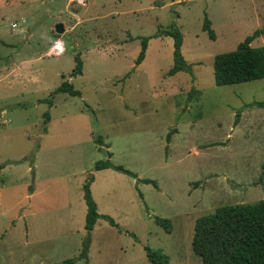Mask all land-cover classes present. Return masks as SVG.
Segmentation results:
<instances>
[{
  "label": "rangeland",
  "instance_id": "374dc122",
  "mask_svg": "<svg viewBox=\"0 0 264 264\" xmlns=\"http://www.w3.org/2000/svg\"><path fill=\"white\" fill-rule=\"evenodd\" d=\"M172 24L190 69L167 75L173 39L154 34ZM263 24L264 0H0V264H151L145 246L170 264H201L196 217L264 199V107L254 105L264 78L217 85L213 76L214 56ZM55 37L61 55L49 52ZM142 37L147 54L135 65ZM76 54L83 68L72 78ZM63 80L81 95H51ZM108 152L137 177L94 170ZM90 174L97 212L114 223L98 218L87 232Z\"/></svg>",
  "mask_w": 264,
  "mask_h": 264
},
{
  "label": "trees",
  "instance_id": "16d2710c",
  "mask_svg": "<svg viewBox=\"0 0 264 264\" xmlns=\"http://www.w3.org/2000/svg\"><path fill=\"white\" fill-rule=\"evenodd\" d=\"M203 29L210 39H215V33L207 18L204 19ZM263 34L264 24L239 42L234 50L214 56L213 76L217 85L236 84L264 78V45L258 47L250 45L252 40ZM161 35L170 36L173 39V63L167 71V75H174L178 71H189L190 65L182 53L183 35L178 26L172 24L168 28H158L154 37ZM148 39L149 37L141 38L140 51L134 59L135 65L140 64L145 58ZM74 61L75 64L70 76L81 75L83 62L79 54L74 56ZM191 91L193 92V90ZM56 93H67L71 96L81 95L80 90L76 89L68 80H63L50 92L51 95ZM47 102L51 106L52 100L48 99ZM254 105L264 107V101L255 102ZM44 116L43 130L46 131L49 113L45 112ZM96 141L103 144L101 136H98ZM107 154V159L95 163L94 170L112 168L137 177L122 166L114 165L109 158L111 153L108 152ZM137 179L156 186V182L151 179ZM93 180L94 175L90 174L83 185V199L86 204L84 228L87 232L94 228L98 218H104L111 224L114 223L109 216L97 212V205L92 198L89 187ZM155 222L165 230L170 231L172 229L171 220L168 218L155 217ZM89 242L88 237L83 240L80 257L87 256ZM191 249L201 259V264H264V199L253 204L219 206L212 212L196 217ZM144 250L151 264H170L169 257L162 249L145 246ZM74 260V258L66 259L63 264L71 263Z\"/></svg>",
  "mask_w": 264,
  "mask_h": 264
},
{
  "label": "built area",
  "instance_id": "2783aa9c",
  "mask_svg": "<svg viewBox=\"0 0 264 264\" xmlns=\"http://www.w3.org/2000/svg\"><path fill=\"white\" fill-rule=\"evenodd\" d=\"M71 1H75L79 4H85L86 3V0H71ZM12 25L14 27L16 26L15 24H12ZM48 49H49L50 54H52V55H61V54L65 53V51H66L65 44L60 37H55V39L49 45Z\"/></svg>",
  "mask_w": 264,
  "mask_h": 264
},
{
  "label": "water",
  "instance_id": "95a60500",
  "mask_svg": "<svg viewBox=\"0 0 264 264\" xmlns=\"http://www.w3.org/2000/svg\"><path fill=\"white\" fill-rule=\"evenodd\" d=\"M54 31L56 34H62L64 32V27L61 22L56 23L54 26Z\"/></svg>",
  "mask_w": 264,
  "mask_h": 264
},
{
  "label": "crops",
  "instance_id": "0c3cea01",
  "mask_svg": "<svg viewBox=\"0 0 264 264\" xmlns=\"http://www.w3.org/2000/svg\"><path fill=\"white\" fill-rule=\"evenodd\" d=\"M146 54H147V51H146ZM145 58H146V56H145ZM145 58H144V59H145ZM144 59H143V61H142L141 63L144 62ZM141 63H140V64H141ZM140 64H139V65H140ZM13 76H15V75H12L11 77H13ZM71 77H72V76H71ZM72 78H73V77H72ZM72 78H71V79H72ZM71 79H70V80H71Z\"/></svg>",
  "mask_w": 264,
  "mask_h": 264
}]
</instances>
